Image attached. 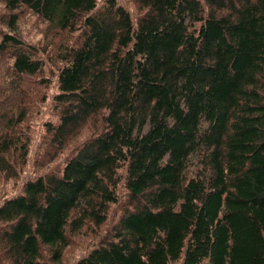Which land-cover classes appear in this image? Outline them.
Listing matches in <instances>:
<instances>
[{"label":"trees","instance_id":"trees-1","mask_svg":"<svg viewBox=\"0 0 264 264\" xmlns=\"http://www.w3.org/2000/svg\"><path fill=\"white\" fill-rule=\"evenodd\" d=\"M1 3L0 174L28 155L23 81L47 65L15 33L21 9L68 32L52 151L90 135L2 194L0 264H61L68 227L116 204L73 264H264V0H135V15L121 0Z\"/></svg>","mask_w":264,"mask_h":264},{"label":"rangeland","instance_id":"rangeland-1","mask_svg":"<svg viewBox=\"0 0 264 264\" xmlns=\"http://www.w3.org/2000/svg\"><path fill=\"white\" fill-rule=\"evenodd\" d=\"M128 6L135 15L139 6L135 0H121ZM4 3L0 4V14L7 13ZM21 18L19 20L16 34L22 37L26 42L39 48V58L44 59L47 65L44 71H40L35 75L27 74L23 83L30 87V100L27 106L30 109L28 117L23 122V128L27 130L29 135V151L28 155L18 169L16 175L12 177H4L0 174V201L3 196H11L19 194L23 190V183L25 179L32 177L35 174H40L41 170L54 166L55 162L59 160L62 165L64 156L69 154V149L78 144L85 135L89 132H84L74 138L68 140L67 144L55 148L53 152V135L46 133L45 122L53 120L56 103L53 100L54 93L58 91V82L56 80L58 65L56 56L59 55L60 49L63 47V38L68 32H59L58 29H53L47 21L34 14L28 9H21L18 11ZM0 17H2L0 15ZM1 21V20H0ZM0 31L9 33V30L3 23L0 22ZM11 33L15 34L11 31ZM13 60V58H11ZM9 62V60H8ZM5 64H2V67ZM49 76L50 84L45 85L41 82V77ZM29 79L32 83L29 82ZM24 80V79H23ZM55 120V119H54ZM90 135V133L88 134ZM21 170V172H20ZM122 198L125 190L120 188ZM119 204L112 205L107 219L100 225L95 223H87L79 232L71 233L68 227L67 233L69 238L67 247L64 251L61 264H73V262L80 256L85 255L93 246L97 245L102 240L107 238V235L112 228L114 221L120 216ZM119 213V216H118ZM3 226L0 225V227ZM46 256H50L45 252ZM50 264V263H49ZM55 264V263H53Z\"/></svg>","mask_w":264,"mask_h":264}]
</instances>
